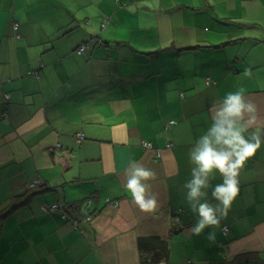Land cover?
I'll return each mask as SVG.
<instances>
[{
	"label": "crops",
	"instance_id": "obj_1",
	"mask_svg": "<svg viewBox=\"0 0 264 264\" xmlns=\"http://www.w3.org/2000/svg\"><path fill=\"white\" fill-rule=\"evenodd\" d=\"M239 88L264 126V0H0V264H142L161 243L164 264H264V144L218 226L193 234L185 199L190 150ZM132 161L155 173L150 213Z\"/></svg>",
	"mask_w": 264,
	"mask_h": 264
},
{
	"label": "clouds",
	"instance_id": "obj_2",
	"mask_svg": "<svg viewBox=\"0 0 264 264\" xmlns=\"http://www.w3.org/2000/svg\"><path fill=\"white\" fill-rule=\"evenodd\" d=\"M244 75L249 76L250 72L245 71ZM210 113V126L190 150L191 179L184 184L185 199L198 217L191 228L195 235L218 226L227 215L240 193L241 169L264 144V126L257 106L247 98L243 88L227 93ZM216 174L222 182L212 188L211 197L217 202L213 205L208 202L207 190ZM126 176L125 188L132 201L143 212L154 211L157 199L148 182L155 179V173L132 161ZM214 237L215 233L209 232L207 239L212 241Z\"/></svg>",
	"mask_w": 264,
	"mask_h": 264
},
{
	"label": "built area",
	"instance_id": "obj_3",
	"mask_svg": "<svg viewBox=\"0 0 264 264\" xmlns=\"http://www.w3.org/2000/svg\"><path fill=\"white\" fill-rule=\"evenodd\" d=\"M83 50L82 47L77 49V53H81V51ZM169 124H174V121H171ZM83 134H78L76 136V140L77 142H81L83 139ZM141 145L146 148V149H153V145L150 142H142ZM161 155V151L159 149H155V156L156 157H160ZM38 186V182L37 181H32L30 182V184L28 185V188H36ZM91 206V200L90 199H86L84 201H82L79 205V210L81 212V214L83 215L82 220L85 222H88L89 220H91L93 218V213L89 211ZM67 209V205L63 204V203H52V204H47L43 207V211L46 213H54L57 211H62V212H66ZM178 218H175V222H177ZM72 223L74 226H78L79 221L77 219H72ZM229 227L224 226L222 227V234L226 235L229 232ZM219 246L222 247L223 243H219ZM164 262V261H163ZM163 262H160L159 264H164Z\"/></svg>",
	"mask_w": 264,
	"mask_h": 264
},
{
	"label": "trees",
	"instance_id": "obj_4",
	"mask_svg": "<svg viewBox=\"0 0 264 264\" xmlns=\"http://www.w3.org/2000/svg\"><path fill=\"white\" fill-rule=\"evenodd\" d=\"M31 189H35V188H31ZM25 196L27 197L28 195H25ZM26 199L27 198H25V200ZM20 203H22V200H20L19 198L16 201L12 200V202L10 203V210L17 207ZM141 253H142L141 255L142 264H159L160 262L165 261L166 259L165 256L167 254V248L164 243H161L160 247L142 249Z\"/></svg>",
	"mask_w": 264,
	"mask_h": 264
},
{
	"label": "rangeland",
	"instance_id": "obj_5",
	"mask_svg": "<svg viewBox=\"0 0 264 264\" xmlns=\"http://www.w3.org/2000/svg\"><path fill=\"white\" fill-rule=\"evenodd\" d=\"M103 25H104V23H103ZM83 49H84V47L83 46H81ZM80 48V47H79ZM76 52H77V50H76ZM82 52V51H81Z\"/></svg>",
	"mask_w": 264,
	"mask_h": 264
}]
</instances>
